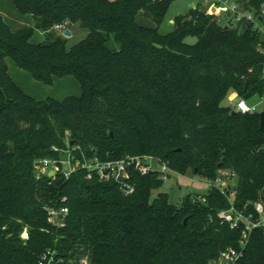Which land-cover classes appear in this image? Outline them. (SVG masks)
Listing matches in <instances>:
<instances>
[{"label":"trees","instance_id":"trees-1","mask_svg":"<svg viewBox=\"0 0 264 264\" xmlns=\"http://www.w3.org/2000/svg\"><path fill=\"white\" fill-rule=\"evenodd\" d=\"M173 1L13 0L34 19L17 30L0 14V264H39L48 251L52 264H216L237 246L240 230L218 215L231 202L217 187L178 206L166 192L153 195L164 184L156 172H133L128 193L83 169L67 178L37 164L66 157L74 141L88 157L148 154L208 181L227 171L237 208L264 202V106L242 113L228 104L233 92L237 101L264 95V36L201 4L162 34ZM240 1L247 9L264 2ZM76 23L88 33L68 45L61 31ZM35 30L46 40L31 42ZM7 57L47 85L73 75L82 94L38 100L10 76ZM47 206L68 207L63 226L49 223ZM239 264H264L263 229Z\"/></svg>","mask_w":264,"mask_h":264},{"label":"built area","instance_id":"built-area-1","mask_svg":"<svg viewBox=\"0 0 264 264\" xmlns=\"http://www.w3.org/2000/svg\"><path fill=\"white\" fill-rule=\"evenodd\" d=\"M201 5L206 7L209 12L213 11L217 16L224 18L226 22L233 23V26L238 23L245 26L253 24V28L264 36V2L258 9L254 7L247 9L240 0H204V3ZM258 105L259 103L252 104L241 98L236 102V110L242 113H252L258 110ZM78 150L81 152L80 156L77 154ZM64 153L66 157L60 160L44 158L39 161L42 172L47 173L49 176H54L57 172L62 171L64 176L68 178L74 172L83 169L86 172L87 179L98 178L100 181L115 180L128 193L134 190L132 184L129 182L133 172L142 175L156 172L164 182L168 181L171 174L174 173L167 162L148 154H127L117 159H103L98 155L88 157L81 150L80 145L73 144H70L64 150ZM51 172H53L52 175H50ZM120 175L125 177L124 181L118 180ZM232 180L233 178L229 176V172L221 171V174L214 181L207 182L210 188L213 186L219 188L229 197L231 202L229 209L219 212V217L227 222L232 229L240 230L237 246H230L221 251L218 264H239L240 259L245 254L253 231L256 229H263L264 231V202L257 201L254 203L252 211L246 212L237 208L234 203L235 184H228ZM205 199V197L199 198L201 201H205ZM62 200H66V197H63ZM46 209L49 223L57 226L65 224V219L69 213L68 207L47 206ZM21 236L24 239H28V230L24 229ZM54 253V251L46 252L39 264H52L55 262Z\"/></svg>","mask_w":264,"mask_h":264},{"label":"rangeland","instance_id":"rangeland-1","mask_svg":"<svg viewBox=\"0 0 264 264\" xmlns=\"http://www.w3.org/2000/svg\"><path fill=\"white\" fill-rule=\"evenodd\" d=\"M202 0H174L167 11V14L163 20V22L159 25V31L162 34H167L171 32L174 28L173 19L179 14H186L190 8L195 7ZM12 5L13 11L19 14V17L26 19L28 22L25 26H32L34 24V19L30 14L21 13L17 7L15 6L13 0H0V14L7 16V18H13L10 14L8 6ZM13 12V13H14ZM138 21L148 26H154L153 21L145 18L142 14L138 16ZM23 26V27H25ZM22 28V27H21ZM73 34L71 36H65L68 40V45H73L83 38L88 33V30L81 27L79 23L73 24L72 26ZM63 34V32L61 31ZM64 35V34H63ZM46 40V35L41 30H35L31 37V42L40 43ZM190 42L195 41V38L189 37L187 39ZM26 71V70H25ZM237 98L233 100H229L228 104L234 106L236 104ZM256 104L259 103L258 110L261 111L264 106V95L262 97H255L249 103ZM208 180L203 178L197 174H195L191 169L188 170L185 174L172 173L171 177L168 181L164 182L163 186L159 190H155L153 195H156L158 192H166L169 195V199L175 205L180 206L182 204L183 199L188 194H205L209 191L210 187L207 183ZM235 179L229 181L230 184H235ZM86 257L83 259V262L86 263ZM218 264V261L215 262Z\"/></svg>","mask_w":264,"mask_h":264},{"label":"crops","instance_id":"crops-1","mask_svg":"<svg viewBox=\"0 0 264 264\" xmlns=\"http://www.w3.org/2000/svg\"><path fill=\"white\" fill-rule=\"evenodd\" d=\"M203 3H204V0H202L199 4H203ZM8 9L13 18L9 19L7 18V16H4V15L3 16L13 29L17 30V29H20L21 27L23 28V26L28 24L26 19L19 17V14L17 13V11L16 13L13 11L12 5H9ZM71 31L73 34L74 32L72 28H71ZM6 64L8 66V72L10 76L18 84V86L24 92H26L27 94L31 95L32 97L38 100H45L47 98H55L58 100H62L66 96H69V95H81L82 94V86L80 82L73 75L55 77L54 83L52 85H47V84H44L36 80L31 75L30 72L25 71L24 69L20 68L12 58L7 57ZM235 98L238 99L237 92H233L229 96V100H233Z\"/></svg>","mask_w":264,"mask_h":264},{"label":"water","instance_id":"water-1","mask_svg":"<svg viewBox=\"0 0 264 264\" xmlns=\"http://www.w3.org/2000/svg\"><path fill=\"white\" fill-rule=\"evenodd\" d=\"M63 34H64V36H71L72 35V31L69 29V28H67V29H65L64 31H63ZM248 81L246 82V85H245V88H247V86H248ZM260 117H261V129L262 130H264V110H262L261 112H260ZM74 143V141H72L71 142V144H73ZM37 164H39V162H37ZM53 174V172H51L50 173V175H52ZM118 180L119 181H124L125 180V177L124 176H122V175H120L119 177H118ZM187 220V219H186ZM185 220V221H186Z\"/></svg>","mask_w":264,"mask_h":264}]
</instances>
